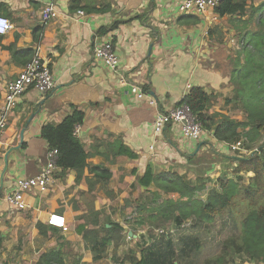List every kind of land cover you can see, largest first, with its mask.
Masks as SVG:
<instances>
[{
	"label": "crops",
	"instance_id": "0c3cea01",
	"mask_svg": "<svg viewBox=\"0 0 264 264\" xmlns=\"http://www.w3.org/2000/svg\"><path fill=\"white\" fill-rule=\"evenodd\" d=\"M51 1L59 16L45 24L42 10ZM183 1L81 0L79 9H73L71 0H0V15L12 25L1 35L0 108L8 82L37 50L56 81L48 93L27 90L9 118L0 145V264H37L43 252L60 247L68 256L67 264H100L76 232L82 222L78 217L88 214L91 196L102 218L115 220L130 209L135 212L137 201L156 189L137 184V176L148 167L155 174L177 171L191 182L205 184L203 198L219 178L232 177L235 154L211 131L195 141L184 138L174 124L165 126L159 135L154 132L156 115L181 104L187 84L216 95L210 112L244 117L239 108L240 115H233L236 110L226 103L233 88L218 57L221 42L234 40L231 20L215 11L203 17L181 14ZM86 5L101 11H89L83 8ZM78 10L84 14L78 15ZM195 17L197 22H193ZM116 20L121 21L116 29L99 34L100 28ZM100 37L115 39L120 58L117 69L94 59L93 46ZM144 85L150 87L147 94L156 104L149 98L139 99L132 89ZM73 106L86 113L77 135L91 154L89 165L108 167L113 173L108 185L111 193L98 183L89 194V180L95 178L87 168L80 183L75 182L76 173L69 171L65 177H56L47 192H30L28 208L12 207L5 195L15 179L36 176L47 165L49 146L41 136L42 127L60 123ZM115 137H121L138 157L114 156ZM39 221L57 226V232L42 235ZM116 221L125 227L123 221Z\"/></svg>",
	"mask_w": 264,
	"mask_h": 264
},
{
	"label": "trees",
	"instance_id": "16d2710c",
	"mask_svg": "<svg viewBox=\"0 0 264 264\" xmlns=\"http://www.w3.org/2000/svg\"><path fill=\"white\" fill-rule=\"evenodd\" d=\"M81 3V0H71V7L79 9ZM83 8L101 11L96 6L86 5ZM215 13L219 17H229L238 38L240 51L236 56H230L228 66L231 67L228 72L233 95L226 99V103L236 101L245 115L243 119H238L225 113L210 112L216 95L202 86H193L181 103L188 104L202 122L203 128L211 131L219 141L232 143L244 137L246 146L257 150L249 156L235 159L234 177L219 178L218 187L210 188L204 198L201 193L207 188L205 184L191 182L177 171L155 174L148 167L143 175L137 176V184L156 189L148 191L142 201H137L135 212L141 217L140 224H146L147 220H167L181 227L191 220L193 228L229 215L237 232L224 239L220 251L206 258L203 264H231L239 257L252 264H264V0H221L215 7ZM197 21L195 17L193 22ZM120 23V20H116L100 28L99 34H108ZM1 39L0 35V46ZM11 50H14L13 47ZM13 53L16 55L17 50ZM149 90L148 85L143 86L144 92ZM85 118V111L73 106V111L60 123H47L42 127L41 136L49 148L59 151L57 163L60 170L55 173V177H65L69 171H74L75 182L80 183L85 170L89 168L95 178L89 180V194L98 183L111 193L108 185L113 176L112 171L108 167L89 165L91 154L75 133ZM112 146L114 156L138 157L121 137H115ZM246 174H250L248 178ZM90 199L93 200L88 205V214L78 217L82 222L77 225L76 232L82 235L93 260L100 261L108 255L111 247L117 252L124 240L125 227L111 217L102 218V213L95 209V198L91 196ZM37 227L44 236L49 231L56 233L58 229L41 221L37 222ZM149 237L148 243L137 241L135 247L124 254L120 263L184 264L180 260V253L190 256L200 251L203 245L198 236L189 235L181 238L183 247L179 249L174 237L166 229H163V233ZM67 261L64 247H60L43 252L37 264H67Z\"/></svg>",
	"mask_w": 264,
	"mask_h": 264
},
{
	"label": "built area",
	"instance_id": "2783aa9c",
	"mask_svg": "<svg viewBox=\"0 0 264 264\" xmlns=\"http://www.w3.org/2000/svg\"><path fill=\"white\" fill-rule=\"evenodd\" d=\"M220 2L221 0H184L179 5V12L181 14H193L203 17L208 15L210 11H215V7L219 5ZM77 14L83 15L84 12L83 10H78ZM58 16L59 9L55 2H48L42 10V21L46 24ZM217 17L218 16H215V20ZM11 26L10 19L4 15H0V35L7 34ZM93 57L111 69H117L120 63L115 44L111 38L107 37H100L95 42L93 46ZM55 86L56 81L53 72L49 64L37 50L33 57L24 64L17 77L9 81L6 86L3 104L0 108V145L9 127V118L27 90L35 88L42 93H48L52 91ZM191 88L192 85L187 84L183 99ZM132 89L139 99L149 98L151 104L157 103L154 98L149 96L138 86H133ZM168 124L178 125L184 138L191 141L199 140L203 134L207 132L203 128L202 122L197 115H195L191 107L186 103H181L167 112L158 113L154 120L155 134H161ZM80 126L81 125L77 126L75 130L76 134ZM227 144L230 150L239 157L249 156L257 150L247 147V140L244 137L236 142H227ZM151 148H153V146H151ZM58 155V149L49 148L47 165L40 174L32 177L15 179L13 187L5 195V200L9 205L15 208H28L30 206L28 203V195L30 192L44 193L49 190L50 185L56 180L55 173L60 170L57 163ZM62 229L66 231L68 227L63 225Z\"/></svg>",
	"mask_w": 264,
	"mask_h": 264
},
{
	"label": "rangeland",
	"instance_id": "374dc122",
	"mask_svg": "<svg viewBox=\"0 0 264 264\" xmlns=\"http://www.w3.org/2000/svg\"><path fill=\"white\" fill-rule=\"evenodd\" d=\"M225 37V36H224ZM234 40L232 38H228V41H222L221 46L218 52V57L221 61H223V69L227 72L230 71L231 67H228L227 63L230 62V56H236L237 52L240 51V45L238 42V38L234 35ZM224 39V38H223ZM230 44V45H229ZM229 60V62H228ZM235 110L238 108L243 112L241 106L233 101L230 103ZM235 106V107H234ZM236 110V112H237ZM233 113V115H240V111L237 113ZM244 113V112H243ZM245 115V114H244ZM264 141V131H263V139ZM251 149V148H250ZM232 177H234V173L230 172ZM250 174H246V178H248ZM218 187V185H216ZM163 195V194H162ZM175 197L177 195H174ZM163 197H165L163 195ZM135 210V208H134ZM136 211V210H135ZM136 213L130 209V211L126 212L123 217L118 218L115 217V220H120L125 223V232H124V240L122 245L118 248L117 252L113 251L111 247L108 251V255L104 258L100 264H122L120 263L124 254L130 249L134 248L137 241L141 240L142 242H150V235L163 233V229H166V232L171 234L179 249L183 247L182 237H188L189 235H196L202 241V249L198 252L192 253L190 256H186L184 253H180V260L184 264H203V261L206 258L212 257L216 255L220 251L221 243L224 239H226L231 234L237 232V229L234 228V223L229 220L228 216L220 217L215 222L209 224H202L196 228H193V221L189 220L183 226L178 227L173 222L163 220H147L146 224H140L139 220L141 217L135 215ZM108 218V217H106ZM228 218V220H227ZM163 228V229H161ZM131 233H135L136 237ZM84 240V239H83ZM109 258V259H106ZM96 263V262H95ZM246 260L243 257H239L236 259L234 263L231 264H246ZM249 264H252L248 262Z\"/></svg>",
	"mask_w": 264,
	"mask_h": 264
},
{
	"label": "water",
	"instance_id": "95a60500",
	"mask_svg": "<svg viewBox=\"0 0 264 264\" xmlns=\"http://www.w3.org/2000/svg\"><path fill=\"white\" fill-rule=\"evenodd\" d=\"M236 159H240L241 157H239V156H237V155H235L234 156ZM132 233L130 232V235H131Z\"/></svg>",
	"mask_w": 264,
	"mask_h": 264
}]
</instances>
